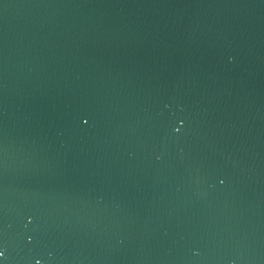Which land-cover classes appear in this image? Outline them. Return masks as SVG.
I'll return each instance as SVG.
<instances>
[{"label": "water", "instance_id": "1", "mask_svg": "<svg viewBox=\"0 0 264 264\" xmlns=\"http://www.w3.org/2000/svg\"><path fill=\"white\" fill-rule=\"evenodd\" d=\"M4 264H264V0H0Z\"/></svg>", "mask_w": 264, "mask_h": 264}, {"label": "snow or ice", "instance_id": "2", "mask_svg": "<svg viewBox=\"0 0 264 264\" xmlns=\"http://www.w3.org/2000/svg\"><path fill=\"white\" fill-rule=\"evenodd\" d=\"M4 257V252L3 251H0V264H4V261H3V258ZM36 264H40L39 261H36Z\"/></svg>", "mask_w": 264, "mask_h": 264}]
</instances>
